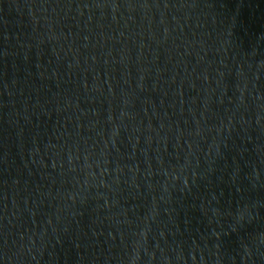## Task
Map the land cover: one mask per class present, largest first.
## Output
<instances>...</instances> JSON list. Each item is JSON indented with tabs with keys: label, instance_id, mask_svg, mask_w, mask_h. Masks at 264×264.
Masks as SVG:
<instances>
[{
	"label": "water",
	"instance_id": "1",
	"mask_svg": "<svg viewBox=\"0 0 264 264\" xmlns=\"http://www.w3.org/2000/svg\"><path fill=\"white\" fill-rule=\"evenodd\" d=\"M0 264H264V0H0Z\"/></svg>",
	"mask_w": 264,
	"mask_h": 264
}]
</instances>
